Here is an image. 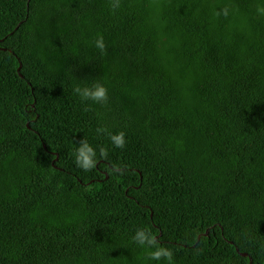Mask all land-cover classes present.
I'll use <instances>...</instances> for the list:
<instances>
[{
	"label": "trees",
	"instance_id": "1",
	"mask_svg": "<svg viewBox=\"0 0 264 264\" xmlns=\"http://www.w3.org/2000/svg\"><path fill=\"white\" fill-rule=\"evenodd\" d=\"M259 4L0 0V264H166L139 228L174 264H264ZM97 81L107 105L74 91Z\"/></svg>",
	"mask_w": 264,
	"mask_h": 264
},
{
	"label": "clouds",
	"instance_id": "2",
	"mask_svg": "<svg viewBox=\"0 0 264 264\" xmlns=\"http://www.w3.org/2000/svg\"><path fill=\"white\" fill-rule=\"evenodd\" d=\"M109 6L110 9L115 12L120 7V0H109ZM256 11L259 15L264 16V4H259ZM221 14L227 17L229 15V7H224L222 10L215 13L217 17ZM94 43L97 49H99L102 53H106L107 45L103 35H98ZM74 91L79 95L82 101H91L100 105H107L109 102V90L99 81L90 85L88 83H83V86L78 85ZM96 131L98 134H102L108 132V129L98 127ZM109 138L114 147L119 149L126 147L127 140L125 132L120 131L115 134L109 133ZM99 155L101 157H105L107 155L106 150L104 148H100ZM75 163L77 167L84 171H90L96 167L97 150L88 142L87 139H80L75 153ZM115 171L122 172V166L118 167ZM206 236H208V233ZM132 239L140 247L149 249L148 258L150 260H163L166 261V264H174L173 251L168 246L158 242L155 236L147 229H137ZM200 239L201 238H199V241Z\"/></svg>",
	"mask_w": 264,
	"mask_h": 264
},
{
	"label": "water",
	"instance_id": "3",
	"mask_svg": "<svg viewBox=\"0 0 264 264\" xmlns=\"http://www.w3.org/2000/svg\"><path fill=\"white\" fill-rule=\"evenodd\" d=\"M29 2H30V0H29ZM20 26V25H19ZM21 70V66H20V68H19V70L18 71H20ZM238 252H239V250H237ZM244 257H247V255H244ZM251 264H252V262H251Z\"/></svg>",
	"mask_w": 264,
	"mask_h": 264
}]
</instances>
